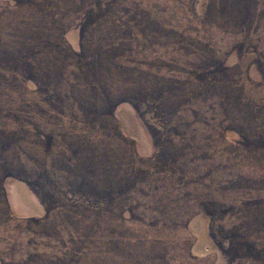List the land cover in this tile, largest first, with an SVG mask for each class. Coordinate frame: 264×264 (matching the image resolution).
I'll list each match as a JSON object with an SVG mask.
<instances>
[{
    "label": "rangeland",
    "instance_id": "rangeland-1",
    "mask_svg": "<svg viewBox=\"0 0 264 264\" xmlns=\"http://www.w3.org/2000/svg\"><path fill=\"white\" fill-rule=\"evenodd\" d=\"M0 264H264V0H0Z\"/></svg>",
    "mask_w": 264,
    "mask_h": 264
}]
</instances>
